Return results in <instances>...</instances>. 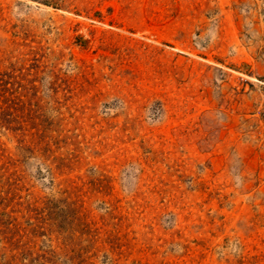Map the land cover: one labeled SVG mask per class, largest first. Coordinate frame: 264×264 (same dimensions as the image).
<instances>
[{
  "label": "rangeland",
  "instance_id": "374dc122",
  "mask_svg": "<svg viewBox=\"0 0 264 264\" xmlns=\"http://www.w3.org/2000/svg\"><path fill=\"white\" fill-rule=\"evenodd\" d=\"M262 77L264 0H0V264H264Z\"/></svg>",
  "mask_w": 264,
  "mask_h": 264
},
{
  "label": "built area",
  "instance_id": "2783aa9c",
  "mask_svg": "<svg viewBox=\"0 0 264 264\" xmlns=\"http://www.w3.org/2000/svg\"><path fill=\"white\" fill-rule=\"evenodd\" d=\"M242 80H247V78L242 77ZM256 84H257V89H258V94H259V103L258 106L256 107V110L253 111V116L255 117V130L256 134L258 136L264 137V77L258 79L254 78Z\"/></svg>",
  "mask_w": 264,
  "mask_h": 264
}]
</instances>
